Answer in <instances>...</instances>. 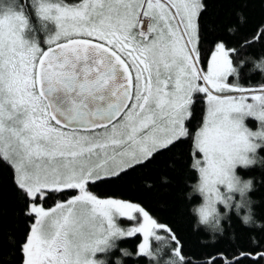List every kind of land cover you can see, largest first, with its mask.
I'll return each mask as SVG.
<instances>
[{
	"label": "snow or ice",
	"instance_id": "obj_1",
	"mask_svg": "<svg viewBox=\"0 0 264 264\" xmlns=\"http://www.w3.org/2000/svg\"><path fill=\"white\" fill-rule=\"evenodd\" d=\"M210 3L8 0L0 7V172L10 173L13 197L6 209L0 179V264H96L98 254L108 264H264V224H242L240 242L226 220L198 241L212 250L196 260L176 230L140 203L88 190L125 179L189 139L197 94L205 117L196 155L212 173L231 157L230 117L264 105V89L228 83L232 57L264 43V22L234 45L213 29ZM29 6L56 25L46 47L24 38ZM202 51L206 71L197 67ZM66 190L77 194L46 206ZM138 235L132 249L120 246ZM153 241L173 259L164 261Z\"/></svg>",
	"mask_w": 264,
	"mask_h": 264
},
{
	"label": "trees",
	"instance_id": "obj_2",
	"mask_svg": "<svg viewBox=\"0 0 264 264\" xmlns=\"http://www.w3.org/2000/svg\"><path fill=\"white\" fill-rule=\"evenodd\" d=\"M23 2V0H21ZM245 4L247 5L245 7ZM242 14L245 21L242 23L239 16ZM29 21L36 19L35 8L29 6L27 10ZM208 19L212 22L213 29L223 34L225 40L232 44H237L240 39L250 36L256 29L257 25L264 22V3L260 0H211L209 4ZM235 28V32L229 30ZM264 54V43L253 44L250 47L240 49L232 59L239 60L245 55H252L259 57ZM205 53L202 51L201 60L204 65ZM248 67L240 69V79L238 83L243 86L259 88L264 84V78L261 77L260 72L253 74L248 73ZM229 79L234 82L235 75H230ZM197 103L193 109V116L187 123L191 133L202 125L205 117V104L202 94L196 95ZM251 124L256 125L255 120ZM192 144V137L182 141L177 148L171 149L157 156L155 161L137 170V172L130 173L128 177L121 181H106L95 182L88 185V190L100 198H120L128 202H138L146 210L159 219L160 222L172 226L185 244V252L192 255L194 259H203V253L211 251L212 249L203 248L198 243L199 240H210L211 235L203 228L194 230L195 217L190 212V207L195 204L199 197H194L189 200L186 193L189 191L188 182L196 179V173L189 168L191 157L190 150ZM261 155H264V148L260 150ZM179 157V158H177ZM238 172L245 177H255L257 180V190L252 192L253 198L259 201L255 206L256 218L259 221H264V169L259 167L251 168L245 171L238 168ZM10 173L8 171L0 172V179L5 181V208L7 209L12 202L13 197L9 194ZM164 178H167L165 183ZM145 184H152L154 187L151 191L146 190ZM77 194L76 190H66L59 194H53L51 198L46 201V206H51L55 201H64L71 196ZM233 225V235L245 242L244 236L246 230L242 227L241 221L236 215L230 217ZM226 223V222H225ZM227 227V225H225ZM251 235L257 240L260 239L261 233L252 231ZM141 237L138 235L135 238H129L120 242V246L132 249ZM161 255L164 261H171L167 246L163 242L154 241V248H160ZM109 264H113L110 260Z\"/></svg>",
	"mask_w": 264,
	"mask_h": 264
},
{
	"label": "clouds",
	"instance_id": "obj_3",
	"mask_svg": "<svg viewBox=\"0 0 264 264\" xmlns=\"http://www.w3.org/2000/svg\"><path fill=\"white\" fill-rule=\"evenodd\" d=\"M241 22L243 23V19ZM246 65H250L249 74L260 72L261 77L264 78V54L259 57L245 55L238 61L233 60L232 75L236 77L234 84H239L240 69ZM260 88L264 89V84H261ZM261 113H264V105L256 103L251 110L230 117L234 148L231 157L218 164L215 173L206 171L208 166L203 157L196 155L200 150L199 139L203 125L191 134L189 168L196 173V179L188 182L189 191L186 196L189 200L199 197L190 207V212L195 217L194 230L203 228L212 235L224 228L225 221L230 220L232 215H236L244 226L264 224V221L256 218L255 206L259 201L251 195L257 190L256 178L245 177L237 171L238 168L245 171L254 167L264 169V155L259 151L264 148V118H261ZM248 117L257 121L255 129L245 123ZM164 180L167 182V178ZM96 264H108V262L105 257H101Z\"/></svg>",
	"mask_w": 264,
	"mask_h": 264
},
{
	"label": "rangeland",
	"instance_id": "obj_4",
	"mask_svg": "<svg viewBox=\"0 0 264 264\" xmlns=\"http://www.w3.org/2000/svg\"><path fill=\"white\" fill-rule=\"evenodd\" d=\"M7 3H8V0H0V7H3ZM144 30L148 31V22L145 23ZM55 31H56V25L53 22L42 21L40 19V17L37 16L36 19H33L30 22V27L25 29L23 35H24V38L27 39L29 42H35L40 47H46V43L45 42L47 41V39L51 35H53L55 33ZM197 67L201 71H206V65L203 64L202 60L197 61ZM228 83L231 84V83H236V82H232L229 79V77H228ZM245 87H248L250 89L255 90L256 94H259V90L261 89L260 87L259 88H253V87H249V86H245ZM249 102H251V101H249ZM233 115L236 116V115H239V114L235 113ZM249 119L251 120V122L253 120H255L254 118L248 117L246 119L245 123L249 127H251L252 129H255L257 127V121L255 120L256 125H254V124H251L249 122ZM237 171H238V169H237ZM98 198H100V197H98ZM111 198H115V197H111ZM116 222L122 228H127V227L131 226V223H132V222L127 221L125 218H117ZM153 248H154V241H153ZM160 249H161V247H160ZM101 255L102 254H98L97 258H101Z\"/></svg>",
	"mask_w": 264,
	"mask_h": 264
}]
</instances>
